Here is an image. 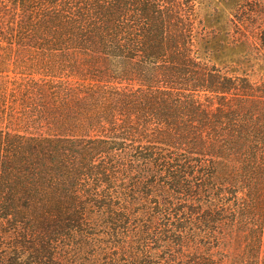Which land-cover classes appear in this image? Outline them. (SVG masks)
<instances>
[{
	"label": "trees",
	"instance_id": "obj_1",
	"mask_svg": "<svg viewBox=\"0 0 264 264\" xmlns=\"http://www.w3.org/2000/svg\"><path fill=\"white\" fill-rule=\"evenodd\" d=\"M214 2L0 0V264L261 244L264 0Z\"/></svg>",
	"mask_w": 264,
	"mask_h": 264
},
{
	"label": "rangeland",
	"instance_id": "obj_2",
	"mask_svg": "<svg viewBox=\"0 0 264 264\" xmlns=\"http://www.w3.org/2000/svg\"><path fill=\"white\" fill-rule=\"evenodd\" d=\"M219 1V2H217ZM237 0H215L216 5H212L214 10H218L221 13V22L220 18L218 24H216L217 28H226L231 29L232 24L229 25L227 21L229 14L232 13L230 9L232 6V2ZM243 1V5L245 0ZM230 264H264V231L262 235V242L258 247L253 246H242L241 248L235 249L232 251V256L229 259ZM44 264H54V263H44Z\"/></svg>",
	"mask_w": 264,
	"mask_h": 264
}]
</instances>
